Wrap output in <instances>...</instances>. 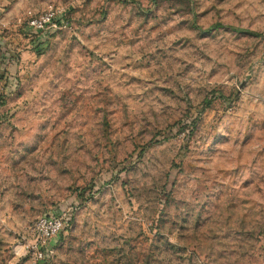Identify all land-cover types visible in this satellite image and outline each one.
<instances>
[{
	"label": "rangeland",
	"instance_id": "374dc122",
	"mask_svg": "<svg viewBox=\"0 0 264 264\" xmlns=\"http://www.w3.org/2000/svg\"><path fill=\"white\" fill-rule=\"evenodd\" d=\"M0 95V264H264V0H0Z\"/></svg>",
	"mask_w": 264,
	"mask_h": 264
},
{
	"label": "built area",
	"instance_id": "2783aa9c",
	"mask_svg": "<svg viewBox=\"0 0 264 264\" xmlns=\"http://www.w3.org/2000/svg\"><path fill=\"white\" fill-rule=\"evenodd\" d=\"M26 16L28 28L34 32H46L56 27V12L52 8L46 9L39 15H34L28 11ZM65 222L66 220L60 215L44 216L36 220L32 229L35 236L32 250L36 260L44 259L48 242L61 232Z\"/></svg>",
	"mask_w": 264,
	"mask_h": 264
}]
</instances>
